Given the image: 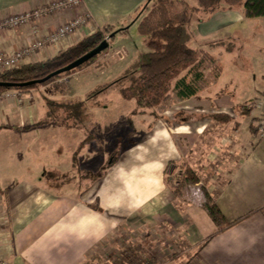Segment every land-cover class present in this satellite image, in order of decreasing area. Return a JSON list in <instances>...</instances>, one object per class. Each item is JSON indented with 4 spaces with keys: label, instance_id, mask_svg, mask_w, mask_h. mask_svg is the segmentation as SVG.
I'll return each instance as SVG.
<instances>
[{
    "label": "crops",
    "instance_id": "obj_1",
    "mask_svg": "<svg viewBox=\"0 0 264 264\" xmlns=\"http://www.w3.org/2000/svg\"><path fill=\"white\" fill-rule=\"evenodd\" d=\"M61 1L64 0H0V15H18ZM149 1L81 0L78 7L53 10L19 27L0 29V51L13 53L35 45L78 15L90 14L92 19L86 26L56 43L36 48L34 56L24 64L46 60L106 26L121 29L131 20L138 24L140 10ZM256 20L261 24L256 36H251L254 45L236 44L241 32L232 34L229 26L239 21L254 22L253 26ZM190 31L194 36L190 45L206 50L216 59L215 63L222 67L219 76L211 77L213 66L207 63L198 94L182 98L175 90L170 100L159 106L157 114L152 110L134 113L137 108L136 103H131L134 100L120 95L117 102L125 107L123 122L130 117L132 120L126 141L119 145L124 152L143 142L148 133L165 128L178 153L171 161L187 160L197 170L203 193L207 190L233 225L219 233L201 204L174 195L166 179L171 161L164 171V189L143 207L118 212L102 209L97 192L104 160L111 166L118 154L111 160L112 152L105 150L101 155H93L94 144L79 127L53 122L36 125L46 114L49 97L41 93L42 110L35 113L36 110L27 108L23 114L18 112L19 107L29 105L32 99L18 93L0 106L3 127L0 129V225L4 224L0 255L10 264H85L94 255H126V259L152 255V261L167 259L176 264H264V136H259L260 110L254 108L250 116L246 112L247 104L264 99V17L248 18L242 8L227 7L203 21H194ZM139 36V40H144ZM145 43L149 51L137 47L132 63L115 73L114 79L152 51L151 42ZM251 51L257 52V56L251 54L252 66L234 60ZM224 54L232 57L230 69L224 64L223 59L228 57H223ZM98 62L92 65L101 67L103 64ZM92 65L67 81L71 91L75 75L90 71ZM88 84L89 81L84 85L81 82L80 89ZM91 91L85 92V99ZM18 97L24 101L19 103ZM73 97L79 96L73 94ZM167 104L181 106L161 111ZM115 106H101L96 112L115 111ZM169 112L170 116L165 115ZM121 121L107 127L95 123L94 128L108 134ZM252 125L257 131L254 132ZM78 158L82 159V165L76 164ZM94 158H101L99 171H90L83 178L77 175V179L68 181L69 176L77 173V169H86ZM41 196L43 199L37 203ZM85 205L114 224L101 238L92 235L81 238L65 228V222L78 214V208L86 211Z\"/></svg>",
    "mask_w": 264,
    "mask_h": 264
},
{
    "label": "trees",
    "instance_id": "obj_2",
    "mask_svg": "<svg viewBox=\"0 0 264 264\" xmlns=\"http://www.w3.org/2000/svg\"><path fill=\"white\" fill-rule=\"evenodd\" d=\"M227 7L242 8L248 18L264 17V0H197L196 5L187 0H150L140 10L137 27L146 41H158L159 46L115 81L92 90L85 100L72 98L58 102L47 99L46 114L35 124L53 122L66 127H79L87 134L88 126L93 122V119L88 118L91 107L87 102L114 85L124 99L136 102L134 113L152 110L157 114L159 106L168 102L175 90L182 98L195 96L200 91V81L204 80L203 68L206 64L211 63L213 66L212 78L219 76L222 67L215 63L216 59L206 50L195 49L190 45L193 37L190 26L194 21H203ZM115 32L118 33L116 27L106 26L46 60L1 71L0 95L11 90L31 93L48 85L53 86L55 92L65 95L68 92L67 78L107 54L110 51V41L116 36H112ZM107 36L111 37L108 46H105ZM100 47L102 49L98 53L80 62ZM250 110L247 108L248 115ZM1 128L3 127L0 126ZM252 129L257 131L253 125ZM90 137H93L92 132L87 134V140ZM166 174L168 184L173 179L176 181L172 188L176 197L184 196L185 187L199 181L197 170L187 160L171 161ZM204 196L202 206L216 224L218 232H224L233 222L226 218L205 189ZM101 263V256L94 255L85 264Z\"/></svg>",
    "mask_w": 264,
    "mask_h": 264
},
{
    "label": "rangeland",
    "instance_id": "obj_3",
    "mask_svg": "<svg viewBox=\"0 0 264 264\" xmlns=\"http://www.w3.org/2000/svg\"><path fill=\"white\" fill-rule=\"evenodd\" d=\"M187 1L190 2V4H192V5L197 4V0H187ZM233 8L238 9L237 7H233ZM90 21L91 20H88L87 23L81 25L78 28L86 26ZM133 22H134L133 20L128 21V23L126 24L127 27H123V30L128 29L127 32L122 33V30L120 31V29H117L118 33L116 34V36L114 38L111 39V41L109 38L110 36L106 37V39L108 41H110L111 45H110V51L107 54L103 55L99 59L98 63H102L103 65L101 67L96 66V65H92V68L90 71L83 72L82 74H80V76L75 75V78L71 83L74 92L70 90V88H69L70 84L67 82L68 92L65 95L55 92L53 89V86H51V85L43 87L41 89V91H33L31 94L25 93L24 97L32 99L31 100L32 103L29 102V105H27L25 107H19L18 112L24 114L27 108H29V109L32 108V109L36 110L35 113H38L39 110H42V104L44 101H43V95H41V93L44 94L45 96L49 97L48 98L49 100H55L58 102L68 101L69 99H72V98L75 100H80V99L85 100V97H84V96H86L85 92H87L88 90H95L96 88H99V86H101V85L115 81L117 78L114 79V77H115L114 74L117 73L118 71L122 70L121 69L122 67H126L130 63H132L137 47H140V49L142 51L143 50L145 51V49H146V51H149V49H150V48H148V45L145 43L146 42L145 39L139 40L140 39L139 38L140 37L139 36L140 35L139 30H138L137 24H134ZM253 23L250 21L249 22L239 21L237 24H233V25L229 26V31L232 34L234 32H237V31L241 32V38H238L235 41L236 44L242 43L245 45L248 42L250 45H254V40L251 38V36L253 34L256 36V33L258 32V26H259V24H261V22L256 20L255 25H253L254 27L252 26ZM248 26H250V27H248ZM247 28H249V29H247ZM124 33H125V36H123ZM152 41H153V44H151L150 47L152 49L157 48L159 46V42L154 41V40H152ZM154 43H155V45H154ZM115 46H117L118 48H114ZM251 54L252 55L254 54V56L255 55L257 56V52H252V51L251 52H243L239 57L236 56L234 60H237L240 64H242L246 67L252 66L254 57L253 56L251 57ZM260 54H262V52H260L258 55H260ZM147 55L148 54L142 55L140 60L145 59ZM224 55H223V57L228 56V57H226V60L223 59L224 64H227L228 69H230V67L232 66L231 61H233L232 57H230V55H226V54H224ZM109 65H111L112 67H110ZM104 68H107L108 69L107 71H109L110 73H108ZM110 68H112V70H109ZM73 77H74V75L69 76L67 78V81L70 79H73ZM88 77H90V78L88 79ZM176 80L174 82H176ZM86 81H89L88 86L85 89H80V86H79L80 83L82 82V85H84V83ZM201 83L202 82H200L199 85H201ZM11 92L12 93L16 92V94L19 93L17 90H11V91H7L3 94L11 93ZM72 92H73V94H76L79 97H77V99H76V97H73ZM119 97H120V93H119L118 87L114 85V86L107 88L102 93L95 95L92 100H89L87 102L88 105L93 106L92 108H90L91 115L88 116V118L93 119V122H92L93 125L90 124L88 126L89 133H87V134H90L91 132L93 133V137L89 138V140H91L92 143L94 144L93 155L97 154V153L99 155H101V153L105 152V151L109 152V153L112 152V156H111L110 160L116 154L115 149L117 148V146L120 143L124 142L125 134L127 132V128L130 127V123L132 120L130 117V118H128V120L123 122L124 116L122 115V112L125 111V107L118 104L117 100L119 99ZM20 99L23 100V98L18 97V100H20ZM22 102L19 101V103H22ZM131 103H132V105H134L136 102L132 101ZM112 104H114V105L117 104V106H115L116 107L115 111L111 110V112H109V111L101 110V111L96 112V109L98 107L106 106V105L112 106ZM180 106H181V104L175 105V106H171V105L167 104V105L163 106L161 111H163V109H165V108H169V111H171L172 108L178 109V107H180ZM251 112L252 111L250 110L249 116L251 115ZM235 117H237V116H234V118ZM120 120H122V121L120 123H118L119 124L118 127L116 126L117 124H115V128L112 127L113 129L108 131V134H106L107 132L100 133V132L95 131V128H94L95 123H100L103 127H107L106 125H110L111 123L113 124V123L120 121ZM252 120H254V119L252 118ZM100 160H101V158L92 159L91 162H89L90 164L87 165V168L85 167L87 170L86 169H81V170L77 169L76 170L77 173L69 176L68 181H74L75 179H77V175H79L81 178H83V175L89 174L90 171H99L101 168V165H100L101 161ZM82 163H83L82 159L78 158L76 161V164L82 165ZM172 181L170 182L169 185L173 188L175 184H173ZM126 257H127L126 255H108V256L103 255V256H101V258H102L101 264H176V263H170L167 259L159 261V262H155L154 260L152 261V259H151L152 255H134L132 259H126ZM182 264H184V263H182Z\"/></svg>",
    "mask_w": 264,
    "mask_h": 264
},
{
    "label": "clouds",
    "instance_id": "obj_4",
    "mask_svg": "<svg viewBox=\"0 0 264 264\" xmlns=\"http://www.w3.org/2000/svg\"><path fill=\"white\" fill-rule=\"evenodd\" d=\"M171 115V113H165ZM116 161L105 163L103 176L97 192L100 207L106 211L118 212L143 207L157 192L164 189V171L169 161L178 154L165 128L159 127L146 139L121 152L115 149ZM109 159V157H108ZM43 197H38L39 203ZM79 211L65 222V228L81 238L92 235L101 238L109 227H114L107 217L92 209Z\"/></svg>",
    "mask_w": 264,
    "mask_h": 264
},
{
    "label": "built area",
    "instance_id": "obj_5",
    "mask_svg": "<svg viewBox=\"0 0 264 264\" xmlns=\"http://www.w3.org/2000/svg\"><path fill=\"white\" fill-rule=\"evenodd\" d=\"M81 4V0H64L58 3H54L48 6H42L39 8H35L26 13H21L18 15L1 17L0 15V29H12L19 27L25 23L30 22L31 20L38 19L41 16L53 11V10H61L65 8L78 7ZM91 20V15L88 13H82L78 15L76 18L71 20L70 22L60 26L56 32L45 37L44 40L38 41L35 45L27 46L24 49L15 51L13 53H6L0 51V72L3 70H8L16 67H20L24 65L25 60L27 58L32 57L35 54L36 48L44 47L47 43H56L59 39L68 36L75 29L80 27L81 25ZM11 96L17 97V94L6 93L0 96V106L4 103V101ZM20 102L24 101L22 99L18 100ZM248 109L251 111L254 108H258L261 112L259 115V136H264V99L259 101H254L246 105ZM173 184L176 183L175 180L172 181ZM184 197L187 200L193 201L197 204H203L205 201V196L203 191L201 190V185L196 182L193 185H188L184 189ZM4 228V224L0 225V233ZM0 264H10L6 257L0 255Z\"/></svg>",
    "mask_w": 264,
    "mask_h": 264
},
{
    "label": "water",
    "instance_id": "obj_6",
    "mask_svg": "<svg viewBox=\"0 0 264 264\" xmlns=\"http://www.w3.org/2000/svg\"><path fill=\"white\" fill-rule=\"evenodd\" d=\"M115 34H116V32H115L112 36H114ZM110 37H111V36H110ZM110 37H109V38H110ZM108 42H109V41L106 39V41H105V46H108ZM101 49H102V47H100L99 49L93 51L92 53H90L89 55H87V56H86L83 60H81L80 62H82V61L88 59L89 57L93 56L94 54L98 53ZM74 66H76V64L73 65V67H74Z\"/></svg>",
    "mask_w": 264,
    "mask_h": 264
}]
</instances>
